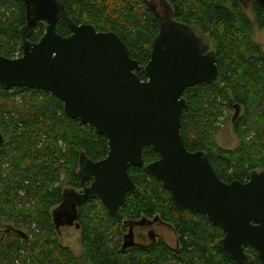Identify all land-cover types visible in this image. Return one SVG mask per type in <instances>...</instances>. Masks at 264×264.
<instances>
[{"label":"trees","instance_id":"16d2710c","mask_svg":"<svg viewBox=\"0 0 264 264\" xmlns=\"http://www.w3.org/2000/svg\"><path fill=\"white\" fill-rule=\"evenodd\" d=\"M59 1L74 23L116 33L133 60L148 64L160 27L147 0ZM167 2L176 21L204 35L198 34L204 41L205 36L213 40L220 69L216 82L184 92L188 103L181 118L185 146L190 152H206L224 182L246 183L253 171H264V53L251 40L247 8L238 0ZM248 8L264 28V7L253 1ZM26 13L23 0H0V56H22ZM56 31L62 37L71 35L62 21ZM44 34L45 23H38L28 39L37 43ZM140 77L147 80L143 74ZM236 105L243 111L234 121L240 146L228 151L217 146L214 137ZM0 136V233L3 223H9L0 237V264H81L62 244L53 211L67 191L82 189L81 154L94 162L105 159L108 140L93 127L69 118L63 103L50 93L1 86ZM159 158L152 147L143 149L145 163ZM129 173L139 191L126 195L119 216H111L98 198L78 207L83 260L90 264H241L220 248L225 233L219 226L201 214L176 208L162 182L144 169L131 167ZM148 221L170 225L179 238L178 247L162 239L124 247V230ZM246 252L254 264H262L254 248L247 247Z\"/></svg>","mask_w":264,"mask_h":264},{"label":"water","instance_id":"95a60500","mask_svg":"<svg viewBox=\"0 0 264 264\" xmlns=\"http://www.w3.org/2000/svg\"><path fill=\"white\" fill-rule=\"evenodd\" d=\"M23 1V54L16 59L0 56V86L50 93L63 103L69 118L93 127L109 145L108 156L98 162L81 154L82 189L67 191L53 211L57 229L64 224L61 217L77 223L78 207L95 198L111 216H119L126 195L139 191L129 170L142 168L162 182L176 208L201 214L221 228L225 236L219 246L229 258L254 264L246 252L252 247L264 264V171H253L246 183H226L209 155L190 152L181 135L182 112L188 105L185 90L214 83L220 76L217 56L206 51L204 39L176 21L166 3L168 15L158 19L150 61L141 66L116 33L77 25L59 0ZM238 1L245 8L253 1L264 7V0ZM59 21L69 37L57 33ZM38 23H45V34L33 43L28 37ZM145 147H152L159 160L145 163Z\"/></svg>","mask_w":264,"mask_h":264},{"label":"rangeland","instance_id":"374dc122","mask_svg":"<svg viewBox=\"0 0 264 264\" xmlns=\"http://www.w3.org/2000/svg\"><path fill=\"white\" fill-rule=\"evenodd\" d=\"M147 1L149 3L151 2L152 4H156V2H159L160 4L167 3V0H147ZM164 10L165 9L163 6L158 7V14L160 16H164V13H165ZM246 14L252 22L251 40L255 45L260 47V49L264 53V28L261 29L259 25L257 24L256 17L254 13L252 12L251 8L246 9ZM197 34H199L200 36L202 35L199 32H197ZM205 41H206V47H208L209 51L216 50V45L212 39H210L208 36H205ZM242 113L243 111L241 112V114ZM234 114H235V110L232 111L230 114H227V116L228 115L230 116V120L221 126L220 131L214 137L215 144L228 151H235L240 146V139L235 133V123L232 119ZM61 219H62L61 220L62 224L63 223L64 224L59 226L58 231H59L62 244L70 248L72 252L74 253V255L78 259L82 260L81 264H90L89 261L83 260L86 256L85 255L86 253L82 246L81 229L77 228L76 221L73 222L72 224H69L65 218L61 217ZM140 224L147 225V226H138V228L140 227L146 233V238H144V240H141L143 242H141L140 239L134 240V239L129 238L130 233L133 230L132 227H127L124 230L123 239L125 238L124 240L126 241V244H129V248L130 246L133 247L135 245H149L150 243L153 242V240L157 241L159 239L164 240L170 247L174 249L178 247L179 238L177 237V234L175 233L174 229L170 225H164L160 221L156 223L155 221H148V222H142ZM8 225L9 223H3L2 225L3 228L1 230L0 237L3 238L5 236V232H6Z\"/></svg>","mask_w":264,"mask_h":264},{"label":"flooded vegetation","instance_id":"af4514ba","mask_svg":"<svg viewBox=\"0 0 264 264\" xmlns=\"http://www.w3.org/2000/svg\"><path fill=\"white\" fill-rule=\"evenodd\" d=\"M159 2H156V4H152L151 2L149 3V5H150V7L152 8V10H153V12H154V14L156 15V16H158V19H160V20H164V19H166L167 18V15H168V10H167V4H169L168 2H167V4H160ZM161 6H163L164 7V9L166 10H164V16H160L159 14H158V7H161ZM235 114H234V116L232 117V119H233V121H235V120H237L238 118H239V116H240V113H241V108L238 106V105H236L235 106ZM156 223V222H155ZM162 224H164V225H168V224H165V223H163V222H161ZM144 226H147V225H144ZM142 228H144V227H142ZM151 237V236H150ZM130 239H134V240H139L140 239V241L141 240H144V238H146V233H145V231L143 230V229H141L140 227L138 228H134L133 230H132V232L130 233V237H129ZM152 238H154V237H152ZM141 242H143V241H141ZM139 243V242H138ZM134 244V243H133ZM136 246V245H135Z\"/></svg>","mask_w":264,"mask_h":264}]
</instances>
